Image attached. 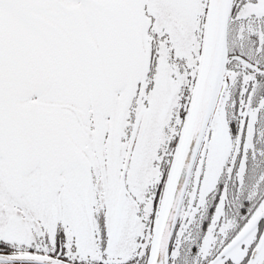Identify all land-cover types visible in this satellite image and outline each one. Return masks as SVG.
Instances as JSON below:
<instances>
[{
	"label": "snow or ice",
	"instance_id": "6c2138e0",
	"mask_svg": "<svg viewBox=\"0 0 264 264\" xmlns=\"http://www.w3.org/2000/svg\"><path fill=\"white\" fill-rule=\"evenodd\" d=\"M0 264H264V0H0Z\"/></svg>",
	"mask_w": 264,
	"mask_h": 264
}]
</instances>
